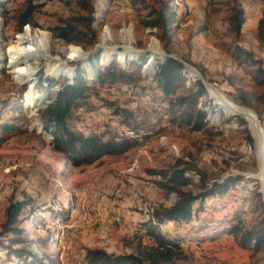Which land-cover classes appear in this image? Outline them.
<instances>
[{
  "label": "rangeland",
  "instance_id": "obj_1",
  "mask_svg": "<svg viewBox=\"0 0 264 264\" xmlns=\"http://www.w3.org/2000/svg\"><path fill=\"white\" fill-rule=\"evenodd\" d=\"M26 1L7 0L6 8L0 9V47H5L6 58L3 64L4 55L0 54V264H16L18 257L12 254V248L21 247L27 257L41 259L36 264H84L90 248H104L114 254L136 252L138 224L149 218L156 204L171 205L177 199L175 193L158 185L160 177L150 170L168 169L178 158L184 161L180 167L187 168L194 178L186 187L193 192L203 188L194 168L204 172L208 185L228 175L241 174L245 180L225 195L210 197L202 211L203 222L193 221L203 230L189 232L185 228V234L180 228L187 235L182 242L185 252L160 264H264V247L256 252L241 247L232 234L218 233L230 223L232 213H240L246 228L264 216L259 207L262 202L264 208L261 184L249 174L244 175L258 169L255 138L247 122L253 139L252 144L248 142L243 126L229 122L236 115L245 117L226 113L207 88L199 102L208 113L205 129L192 131L170 123L168 103L155 78L157 64L165 58L162 53L166 50L157 41L156 29L142 23L148 6L157 1L89 0L95 8L93 28L100 45L97 51L90 46L67 45L50 31L69 15L86 13L77 0H35L33 21L19 31ZM170 4L183 16L173 32L169 46L172 53L239 104L244 105L246 91L254 95L263 92L254 89L253 71L264 59V47L257 39L264 0H241L245 22L239 32L229 25L234 0H172ZM28 28L33 34L39 29L48 32L44 51L20 61V67H35L30 76L16 72L19 67L9 53V47ZM106 31L109 39L100 44ZM155 44L160 51L153 57L151 47ZM71 45L80 47L83 59L70 54ZM99 53L98 61L91 60ZM245 53L250 54L249 61H245ZM58 61L67 65V72H54ZM113 63L117 70L130 74L134 82L128 85L110 78L103 82L100 75ZM79 66L91 88L68 118L71 128L105 138L128 135L135 139L121 153L105 154L86 163H73L58 151L52 131H46L39 116L59 84L73 82ZM184 72L187 85L200 79L191 76L189 69L184 68ZM46 76L53 79L52 83L41 84ZM30 90L42 94L39 105L27 101ZM106 99L138 109L133 127L120 124L112 109L103 104ZM254 104L264 118V106ZM78 114L83 117L79 122L74 118ZM15 205L19 210L11 226L20 230L24 242H17L16 234L6 228ZM166 226L172 231L175 223ZM166 226L160 230L165 232Z\"/></svg>",
  "mask_w": 264,
  "mask_h": 264
},
{
  "label": "trees",
  "instance_id": "obj_2",
  "mask_svg": "<svg viewBox=\"0 0 264 264\" xmlns=\"http://www.w3.org/2000/svg\"><path fill=\"white\" fill-rule=\"evenodd\" d=\"M35 0H27L24 11L20 15L19 31L23 27L30 25L33 13L36 8ZM145 1V0H135ZM156 4L148 6L145 19H142L143 26L146 28H155V35L160 40L163 48L172 53L169 46L172 43L173 32L179 26L183 16L171 6L172 0H156ZM7 0H0V9L6 8ZM79 7L84 10L82 14H71L67 18L60 20L58 25L51 27L55 38L62 40L67 45L75 44L81 47H93L98 44L96 29L93 28V23L96 21L94 5L89 0H77ZM245 22V10L241 4V0H234L232 12L229 17V25L231 29L239 32ZM35 24V23H34ZM36 25V24H35ZM257 39L260 46L264 47V9L257 23ZM1 45V41H0ZM241 52V50H240ZM242 53V52H241ZM0 54L4 55L3 64L6 63L5 47H0ZM246 54V53H245ZM100 59V53L97 54L93 61ZM251 59L250 54H246L245 61ZM144 63L146 58L142 57ZM188 62L189 59L186 58ZM136 62V61H133ZM201 72L205 75L204 70ZM84 69L80 66L75 71L73 82L64 81L59 84L55 92V96L48 98V103L44 109L40 110L39 116L44 124L46 131H52L54 147L64 153L68 160L73 163H86L92 159H96L105 154H116L125 151L133 145V136L111 137L105 138L97 133H85L80 129L71 128L68 118L72 115L73 110L79 108L80 101H84L88 90L91 86L87 85L84 78ZM253 79L255 91L263 89L261 94L245 92L243 104L253 108L261 121H264L263 114L255 107V102L264 106V59L253 71ZM104 82L106 78L112 81H120L130 85L133 80L132 76L125 71L116 69L115 64L107 66L104 72L100 75ZM155 78L158 86L163 94V98L168 103L167 115L170 118V123L180 126H187L192 131H201L208 124L207 111L199 105L200 99L206 95V87L201 79L187 85L186 73L184 65L173 57L162 58L157 64ZM47 81L52 83L53 79L46 76L42 79L41 84ZM103 104L112 109L117 115L120 124L131 128L138 117L137 108H130L127 105L120 104L115 100H104ZM77 122L82 120L81 114L74 117ZM236 122L239 126H243L246 132L247 140L250 144L253 139L247 127V121L236 115L229 122ZM184 161L178 158L177 162L168 169L150 170L151 174L160 177L157 180L158 185L168 193H175L177 199L171 205H166L164 202L156 204L152 208V212L146 220L138 224L139 233L134 237L137 239L134 249L136 252H125L120 254L110 253L104 248H90L87 250L84 257V264H160L162 260H172L176 257H181L185 252L182 242L186 239L183 230L189 229V232L202 231L203 226L193 224V221L199 220L201 223L205 217L202 216V211L207 207L205 202L212 196H222L229 192L231 187L242 180H245L243 175H228L223 181H215L208 185L205 183V176L202 170L194 168L196 175L203 182V188L199 192H193L186 189L190 186L194 178L188 172L187 168L180 167ZM259 207L264 211L262 202H259ZM19 207L14 206L11 213V220L8 221L6 228L10 229L18 237L17 242H24L21 238V233L18 228L11 226L12 221L18 215ZM38 219V218H37ZM230 223L223 225V229L218 233L232 234L239 245L243 248H252L258 252L264 247V216L252 227L246 228L242 224L240 213H232L229 216ZM12 222V223H11ZM175 223L173 230L166 226ZM220 223V224H222ZM42 224V222H41ZM165 225L166 230L161 231L160 227ZM192 225V226H191ZM193 225H197L193 231ZM191 227V228H190ZM185 234H182L179 229ZM183 229V230H182ZM215 239V236H211ZM252 241L254 242L252 246ZM12 254L18 257L16 264H36L41 259L37 256L27 257L23 247L13 249ZM11 254V253H10ZM49 261L45 264H50Z\"/></svg>",
  "mask_w": 264,
  "mask_h": 264
},
{
  "label": "bare ground",
  "instance_id": "obj_3",
  "mask_svg": "<svg viewBox=\"0 0 264 264\" xmlns=\"http://www.w3.org/2000/svg\"><path fill=\"white\" fill-rule=\"evenodd\" d=\"M107 31L104 32V35H102L100 39V44L104 42V39H109L107 37ZM48 35V32L44 29H39L36 34H33L31 32V29H25L21 35H19L16 39V41L9 47V53L13 56L14 63L16 64V67H19V70H17V73L26 74L27 76H30L34 73L35 67H27L25 66L20 67V61L22 62L25 58H27L29 55L35 52H41L44 51L43 46H45V40ZM127 36V35H126ZM129 37H126V40H129ZM125 40V41H126ZM127 45V44H126ZM130 46V45H129ZM127 46V48H130ZM72 47L71 54L74 56L77 55L78 59H83L84 57L83 52L80 49V47H76L71 45ZM125 47V46H124ZM159 46L157 44L153 45L151 47L153 52V57H156L159 53ZM71 55L72 58H74ZM123 55V54H122ZM152 57V58H153ZM58 64L54 66V72L56 74L67 72L68 70L64 71L65 66L67 65L63 62H57ZM62 66V67H61ZM16 70V69H15ZM191 76H195L197 74V71L190 68ZM209 92L210 94L214 95L220 102L221 106L225 109L226 113H238L240 115H243L245 118H247L248 123L250 125V129L252 131V134L255 138L256 142V153H257V159H258V169L257 172H254L255 175L258 177L259 182L261 184L262 193L264 196V126L262 123H259L255 116L252 113V110L242 104H239L232 100L231 98L227 97L225 94L217 91L214 87L209 86ZM39 93H36L32 90L27 92L26 99L28 102H32V106H37L40 104V99H42V94L38 95ZM31 103V104H32Z\"/></svg>",
  "mask_w": 264,
  "mask_h": 264
},
{
  "label": "water",
  "instance_id": "obj_4",
  "mask_svg": "<svg viewBox=\"0 0 264 264\" xmlns=\"http://www.w3.org/2000/svg\"><path fill=\"white\" fill-rule=\"evenodd\" d=\"M157 41H159L158 38H157ZM99 47H100V45H99V44H96L95 47H94V49H93L92 51H94V50L97 51ZM70 54H71V53H70ZM162 56H163V57H168V56H170V57H173V58L179 60V61L184 65V68L187 69V70H188V69L190 70V68H192V66H191L189 63H187L186 61H184L182 58H180L179 56H177V55L174 54V53H168V52H166V51H163ZM196 76L199 77L200 79H202V81H203L204 85L206 86L207 90H208L209 86H212V87H213V85H212L211 83H209L208 81H206L198 71H197ZM251 110H252V113H253V115L255 116L256 120H257L259 123H262V122H261V119H260V117L258 116V114L256 113V111H254L253 109H251ZM237 114H238V113H237ZM245 119H246V121L248 122L247 118H245ZM248 127L250 128L249 123H248ZM263 130H264V128H263ZM247 174H249V175H250L251 177H253V178L258 179V177H257V176L255 175V173H253V172H248V173H245L244 175H247ZM258 180H259V179H258ZM259 191L262 192V189L260 188Z\"/></svg>",
  "mask_w": 264,
  "mask_h": 264
}]
</instances>
